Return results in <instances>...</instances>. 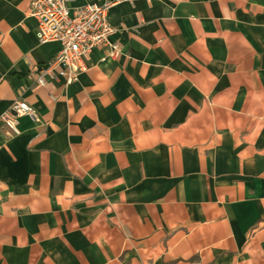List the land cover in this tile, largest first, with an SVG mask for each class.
<instances>
[{"label":"crops","instance_id":"obj_1","mask_svg":"<svg viewBox=\"0 0 264 264\" xmlns=\"http://www.w3.org/2000/svg\"><path fill=\"white\" fill-rule=\"evenodd\" d=\"M104 0H69L71 8ZM31 0H0V264H264V0H120L123 55L36 84Z\"/></svg>","mask_w":264,"mask_h":264},{"label":"built area","instance_id":"obj_2","mask_svg":"<svg viewBox=\"0 0 264 264\" xmlns=\"http://www.w3.org/2000/svg\"><path fill=\"white\" fill-rule=\"evenodd\" d=\"M120 0L84 4L71 8L69 0H31L28 14L37 22L36 38L40 43H58L59 50L46 64L33 68L36 84L44 87L48 81H61L69 86L90 70L91 54L101 51V61L123 55L122 47L113 36L118 30L108 20V11ZM31 116L39 121L36 110L16 100L0 115V130L6 136L19 135V120Z\"/></svg>","mask_w":264,"mask_h":264},{"label":"rangeland","instance_id":"obj_3","mask_svg":"<svg viewBox=\"0 0 264 264\" xmlns=\"http://www.w3.org/2000/svg\"><path fill=\"white\" fill-rule=\"evenodd\" d=\"M7 111V110H6Z\"/></svg>","mask_w":264,"mask_h":264}]
</instances>
